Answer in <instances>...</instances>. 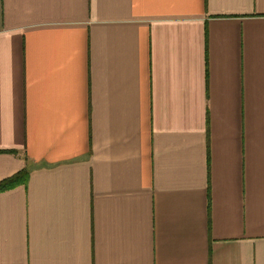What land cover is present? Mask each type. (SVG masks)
<instances>
[{"label":"crops","instance_id":"crops-1","mask_svg":"<svg viewBox=\"0 0 264 264\" xmlns=\"http://www.w3.org/2000/svg\"><path fill=\"white\" fill-rule=\"evenodd\" d=\"M0 264H264V0H0Z\"/></svg>","mask_w":264,"mask_h":264},{"label":"trees","instance_id":"trees-1","mask_svg":"<svg viewBox=\"0 0 264 264\" xmlns=\"http://www.w3.org/2000/svg\"><path fill=\"white\" fill-rule=\"evenodd\" d=\"M29 176V169L27 167L22 168L13 175L2 179L0 181V190L14 187L18 184H26Z\"/></svg>","mask_w":264,"mask_h":264}]
</instances>
